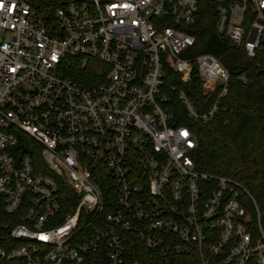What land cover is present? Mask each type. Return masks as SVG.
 <instances>
[{
  "label": "built area",
  "instance_id": "obj_1",
  "mask_svg": "<svg viewBox=\"0 0 264 264\" xmlns=\"http://www.w3.org/2000/svg\"><path fill=\"white\" fill-rule=\"evenodd\" d=\"M215 3L217 32L255 57L264 0ZM51 8L49 23L27 0H0V207L12 216L0 217V261L83 264L105 248L106 264H264L254 196L197 169L195 133L164 105L167 68L188 82L197 64L205 95L221 87L205 111L179 90L193 119L214 117L228 91L222 62L189 50L199 0Z\"/></svg>",
  "mask_w": 264,
  "mask_h": 264
},
{
  "label": "trees",
  "instance_id": "obj_2",
  "mask_svg": "<svg viewBox=\"0 0 264 264\" xmlns=\"http://www.w3.org/2000/svg\"><path fill=\"white\" fill-rule=\"evenodd\" d=\"M43 16L52 20V5L62 0H27ZM47 22V24H48ZM217 11L215 0H199V13L196 21L189 25L196 42L189 49L193 56L211 53L230 72L226 95L219 98L218 112L208 121L191 118L179 101V90H185L200 111L207 110L216 102L221 87L207 95L203 92L197 64L192 79L181 81L180 75L172 69L165 70L163 91L169 96L164 104L175 114V123L186 124L195 133L198 148L195 162L198 170L210 174L236 179L254 196L248 201L247 209L251 227L260 222L264 228V36L255 57H249L243 46L235 44L216 30ZM173 86H175L173 88ZM35 162L41 161L39 145L27 135ZM35 148L38 150L35 151ZM75 195L68 188L65 202L74 201ZM0 217L12 219L1 213ZM107 250H92L83 264H106ZM0 264H26L23 259L0 261ZM44 264H51L46 262Z\"/></svg>",
  "mask_w": 264,
  "mask_h": 264
}]
</instances>
